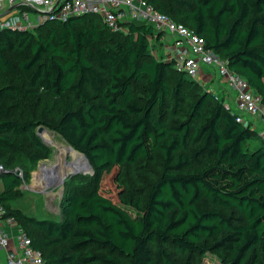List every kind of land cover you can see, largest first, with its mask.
<instances>
[{
  "label": "trees",
  "instance_id": "1",
  "mask_svg": "<svg viewBox=\"0 0 264 264\" xmlns=\"http://www.w3.org/2000/svg\"><path fill=\"white\" fill-rule=\"evenodd\" d=\"M149 2L203 35L264 104V0ZM162 35L141 20L113 31L96 14L0 30V201L46 264H196L206 253L264 264V138L151 54ZM40 125L94 169L66 179L60 219L10 204L22 195L14 167L29 172L52 153ZM157 160L144 197L125 185L127 171ZM113 168L117 200L101 190Z\"/></svg>",
  "mask_w": 264,
  "mask_h": 264
},
{
  "label": "built area",
  "instance_id": "2",
  "mask_svg": "<svg viewBox=\"0 0 264 264\" xmlns=\"http://www.w3.org/2000/svg\"><path fill=\"white\" fill-rule=\"evenodd\" d=\"M20 3L28 8L14 7ZM84 14L99 15L113 31L126 32L128 23L141 20L152 25L155 34L168 32L173 54L166 59H174L175 67L190 77H200L202 70L208 67L206 72L230 89L225 97L209 89L215 99L224 97L225 107L236 115L237 121L250 125L264 138L262 96L243 75L230 69L226 59L207 47L203 35L158 10L149 0H0V30H35L49 19L66 20ZM5 170L0 164V176ZM9 227L16 232L11 233ZM0 249L5 251L7 264H46L43 252L32 245L17 219L7 215V208L1 201Z\"/></svg>",
  "mask_w": 264,
  "mask_h": 264
},
{
  "label": "rangeland",
  "instance_id": "3",
  "mask_svg": "<svg viewBox=\"0 0 264 264\" xmlns=\"http://www.w3.org/2000/svg\"><path fill=\"white\" fill-rule=\"evenodd\" d=\"M171 39L170 34L164 32L159 41L152 40L150 47L151 54L158 59L172 57L173 50L169 48L171 46ZM193 78L200 82L205 89H209V85L203 78H200L199 76ZM211 89L216 91L213 87ZM228 95L229 93L227 96ZM46 128L50 129L49 127ZM257 142V139L252 138L249 142V147L254 148L255 145H257ZM57 155L58 151H55V148L53 147L50 156L46 159L40 160L39 163L29 172H26L19 166L14 167L17 173H22L20 176L23 180L19 186L22 195L17 200L10 203L13 207L20 208L24 213L40 219H60L62 217V201L66 189V180L64 183H61L57 177L58 174H54V172L47 174L41 168L42 164L50 162L56 158ZM63 159L64 162L69 160L74 162V160H71L68 157H64ZM161 168V160L151 163L143 161L137 164L136 167L132 168V170L126 172L124 177L125 185L137 195L144 197L150 183L160 174ZM117 169L118 168H113L105 173L101 187L103 192L111 195L116 200L118 199V193L120 190L116 181ZM67 178H70V176ZM198 260L199 262L196 264H224L221 258L213 253H206Z\"/></svg>",
  "mask_w": 264,
  "mask_h": 264
},
{
  "label": "bare ground",
  "instance_id": "4",
  "mask_svg": "<svg viewBox=\"0 0 264 264\" xmlns=\"http://www.w3.org/2000/svg\"><path fill=\"white\" fill-rule=\"evenodd\" d=\"M41 135L52 148H55V151H58L56 158L41 165V168L45 171V173L48 174L54 172V174H58L57 177L59 180L64 178L69 171V168L66 167V162H64V157L74 160V163L82 168L85 167L83 155L75 150V148L71 147L61 135L48 128H45L41 132Z\"/></svg>",
  "mask_w": 264,
  "mask_h": 264
},
{
  "label": "crops",
  "instance_id": "5",
  "mask_svg": "<svg viewBox=\"0 0 264 264\" xmlns=\"http://www.w3.org/2000/svg\"><path fill=\"white\" fill-rule=\"evenodd\" d=\"M170 48V47H169ZM207 69H209L208 67H205L201 74H200V78H203L205 80V82H207V84L209 85V89H211L212 87L214 89H216V92L221 95V96H226L228 93H230V89L223 87L224 84H222V82L218 79V78H214L212 77V74L207 73ZM258 143V142H257ZM9 231L11 233L14 234V232H16V230L14 228H8ZM12 244H14V239L11 240ZM0 264H7L6 263V254L4 250L0 249Z\"/></svg>",
  "mask_w": 264,
  "mask_h": 264
},
{
  "label": "water",
  "instance_id": "6",
  "mask_svg": "<svg viewBox=\"0 0 264 264\" xmlns=\"http://www.w3.org/2000/svg\"><path fill=\"white\" fill-rule=\"evenodd\" d=\"M25 5H26L25 3H20V4L15 5L14 7L25 6ZM45 128H46V127H45L44 125H40V126L37 128V133H38L41 137H42L41 132H42ZM42 139L46 142V140H45L43 137H42ZM46 143H48V142H46ZM75 150H77V149H75ZM77 151L83 155V158H84V160H85V167L82 168V167L76 165L74 162H72V161H70V160L67 161V162H66V167L69 168V171H68L67 175H66L64 178H62V179L60 180L61 183H64V181L66 180V178H67L68 176H72V175H76V174H80V173H84V174H86V173H90V174H92V173L94 172L93 166L91 165V162L89 161V159H88V157L85 155V153H83V152H81V151H79V150H77ZM0 177H1V176H0Z\"/></svg>",
  "mask_w": 264,
  "mask_h": 264
}]
</instances>
